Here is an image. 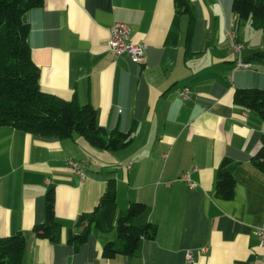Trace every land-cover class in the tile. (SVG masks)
I'll return each mask as SVG.
<instances>
[{"label": "crops", "instance_id": "0c3cea01", "mask_svg": "<svg viewBox=\"0 0 264 264\" xmlns=\"http://www.w3.org/2000/svg\"><path fill=\"white\" fill-rule=\"evenodd\" d=\"M187 1L190 13L174 0H43L27 11L40 89L90 104L99 126L131 131V139L111 151L77 134L60 138L0 126V238L23 233L20 264H264L255 234L264 220V170L251 160L263 121L233 101L238 88L264 89V36L238 18L232 0ZM115 21L129 26L132 42L146 46L142 61L108 50ZM232 33L244 44L249 69H235ZM224 160L235 165L230 199L215 190ZM110 181L114 224L136 201L150 207L148 219L156 225L154 238L130 256L103 257L116 232L93 224L85 242L68 241ZM49 189L58 242L33 232L44 221Z\"/></svg>", "mask_w": 264, "mask_h": 264}, {"label": "trees", "instance_id": "16d2710c", "mask_svg": "<svg viewBox=\"0 0 264 264\" xmlns=\"http://www.w3.org/2000/svg\"><path fill=\"white\" fill-rule=\"evenodd\" d=\"M174 2L178 10L190 13L187 0ZM42 4L43 0H0V126L60 138L77 134L91 145L111 151L125 146L131 139V131L108 133L98 125L96 110L90 104L79 105L73 99L64 100L40 89L38 68L27 40L30 26L27 20L23 21V16ZM232 10L240 20H251L252 26L260 29L264 36V0H232ZM233 101L256 112L263 121L260 144L251 160L264 170V89L238 88ZM234 167L224 160L217 170L215 190L222 199L233 195ZM115 196L114 181H110L95 208L78 217L76 224L81 229L78 234L69 232L68 241L85 242L92 224L101 232L115 230L117 239L106 242L102 249V256L111 258L119 254L133 255L142 240L153 239L156 225L149 221L150 207L143 202H130L113 223ZM33 232L36 237L52 242L60 239L61 226L55 217L53 189L46 193L44 221L35 224ZM24 242L22 232L0 238V264H20Z\"/></svg>", "mask_w": 264, "mask_h": 264}, {"label": "built area", "instance_id": "2783aa9c", "mask_svg": "<svg viewBox=\"0 0 264 264\" xmlns=\"http://www.w3.org/2000/svg\"><path fill=\"white\" fill-rule=\"evenodd\" d=\"M251 22V20H250ZM110 37L107 41V47L110 52L113 53L114 57L119 56L120 54H127L134 61H142L144 59L146 46L142 43H134L129 39L130 28L123 21H115L109 26ZM232 43L231 50L236 55L235 59V69L236 70H246L250 68V64L242 59V50L244 44L235 40V34H230ZM232 75L229 74L228 78L231 79ZM181 96L184 99L189 98L190 91L188 87H184L181 92ZM70 166L76 173L82 175L80 168L73 162L69 161ZM184 179L189 187L195 186V183L192 182L187 174L181 176ZM258 245L263 249V260H264V220L256 227L255 231ZM188 261H192L191 253L186 254Z\"/></svg>", "mask_w": 264, "mask_h": 264}, {"label": "water", "instance_id": "95a60500", "mask_svg": "<svg viewBox=\"0 0 264 264\" xmlns=\"http://www.w3.org/2000/svg\"><path fill=\"white\" fill-rule=\"evenodd\" d=\"M23 21H26V15L23 16Z\"/></svg>", "mask_w": 264, "mask_h": 264}, {"label": "rangeland", "instance_id": "374dc122", "mask_svg": "<svg viewBox=\"0 0 264 264\" xmlns=\"http://www.w3.org/2000/svg\"><path fill=\"white\" fill-rule=\"evenodd\" d=\"M249 21V20H248Z\"/></svg>", "mask_w": 264, "mask_h": 264}]
</instances>
